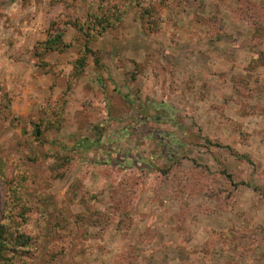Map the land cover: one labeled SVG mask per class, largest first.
I'll use <instances>...</instances> for the list:
<instances>
[{"label": "rangeland", "instance_id": "rangeland-1", "mask_svg": "<svg viewBox=\"0 0 264 264\" xmlns=\"http://www.w3.org/2000/svg\"><path fill=\"white\" fill-rule=\"evenodd\" d=\"M256 25L264 0H0L20 264H264Z\"/></svg>", "mask_w": 264, "mask_h": 264}, {"label": "trees", "instance_id": "trees-1", "mask_svg": "<svg viewBox=\"0 0 264 264\" xmlns=\"http://www.w3.org/2000/svg\"><path fill=\"white\" fill-rule=\"evenodd\" d=\"M115 18L118 20L120 16L115 15ZM255 31L257 32V35L259 31H264V28L260 29V26L256 25ZM45 43L47 44V49L54 48L49 40H46ZM35 134H39L38 130H35ZM232 154L235 155L237 153L232 151ZM242 156L246 155L244 154ZM17 214L19 213H14L15 217ZM8 218V221H0V264L6 262L15 264V261H19L18 264H20L22 263L23 259L27 258L26 255L29 252V248L34 246V248H36L41 242L35 239V235H29L20 231L16 227V223H13V215L8 216Z\"/></svg>", "mask_w": 264, "mask_h": 264}, {"label": "crops", "instance_id": "crops-1", "mask_svg": "<svg viewBox=\"0 0 264 264\" xmlns=\"http://www.w3.org/2000/svg\"><path fill=\"white\" fill-rule=\"evenodd\" d=\"M1 50V49H0ZM3 63H5V61H1L0 60V68L3 66ZM19 74V73H18Z\"/></svg>", "mask_w": 264, "mask_h": 264}]
</instances>
